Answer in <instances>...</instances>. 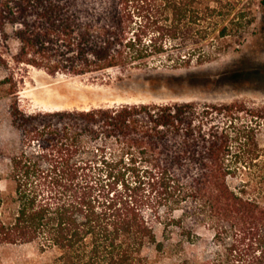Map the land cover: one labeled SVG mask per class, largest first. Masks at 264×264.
<instances>
[{"label":"trees","instance_id":"obj_1","mask_svg":"<svg viewBox=\"0 0 264 264\" xmlns=\"http://www.w3.org/2000/svg\"><path fill=\"white\" fill-rule=\"evenodd\" d=\"M253 3L0 0V38L17 45L14 62L51 75L190 68L244 42ZM237 109L171 100L14 113L50 167L26 152L11 159L15 207L4 216L0 192V244L37 242L57 250L56 264H151L146 248L165 249L155 223L166 237L178 230L181 244L199 225L217 250L177 264H264V144L258 123H234ZM86 142L107 173L77 161Z\"/></svg>","mask_w":264,"mask_h":264},{"label":"rangeland","instance_id":"obj_2","mask_svg":"<svg viewBox=\"0 0 264 264\" xmlns=\"http://www.w3.org/2000/svg\"><path fill=\"white\" fill-rule=\"evenodd\" d=\"M253 2L256 21L248 29L244 42L204 65L190 68L159 65L123 72L110 69L79 76L51 75L14 62L11 54L17 45L0 38V50L6 58V61L0 60V192L5 199L4 216L15 207L16 183L10 176L11 159L26 152L38 162L39 168L47 170L50 167L38 140L24 141L14 113L89 109L141 101L238 103L239 109L233 113L232 120L238 127L258 123L260 142L264 144V0ZM254 114L260 117H254ZM86 144L88 147L75 156L77 161L88 162L91 167L87 172L90 174L107 173L100 160H94L92 146L95 145ZM111 148L107 149L108 156L114 151ZM59 169L66 170L61 165ZM133 176L131 170L126 172L130 180H134ZM155 228L158 239L165 243V249L146 248L145 254L151 264H177L186 256L203 260L217 250L213 231L207 227L195 225L199 238L193 243L185 240L182 244L178 230L166 237L162 224L155 223ZM57 255L56 249H41L37 242L0 244V264H56Z\"/></svg>","mask_w":264,"mask_h":264}]
</instances>
